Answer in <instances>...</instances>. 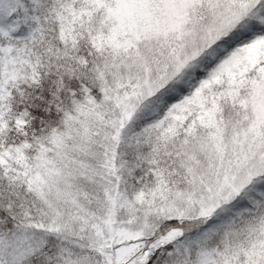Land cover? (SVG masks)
<instances>
[{
  "label": "snow or ice",
  "instance_id": "obj_1",
  "mask_svg": "<svg viewBox=\"0 0 264 264\" xmlns=\"http://www.w3.org/2000/svg\"><path fill=\"white\" fill-rule=\"evenodd\" d=\"M0 264H264V0H0Z\"/></svg>",
  "mask_w": 264,
  "mask_h": 264
}]
</instances>
